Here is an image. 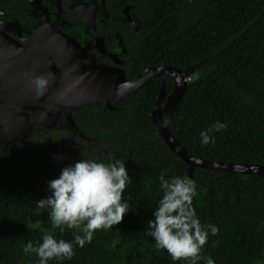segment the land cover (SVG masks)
<instances>
[{"label": "trees", "instance_id": "1", "mask_svg": "<svg viewBox=\"0 0 264 264\" xmlns=\"http://www.w3.org/2000/svg\"><path fill=\"white\" fill-rule=\"evenodd\" d=\"M63 2L97 6L108 26L107 33L100 31L108 49L126 50L121 67L128 80L158 65L189 70L183 96L163 113L165 125L186 150L208 161L264 165V0ZM126 6L134 25L122 21ZM162 84L170 95L174 81L160 76L113 109L94 103L80 109V132L89 142L82 144L83 153L72 150L61 166L41 147L17 144L11 151L0 142V264H39L36 253L25 254L23 245L37 246L45 233L73 242L74 251L70 260L52 258L48 264H188L156 249L148 235V220L162 195L161 171L166 178L194 180L198 218L219 229L208 236L202 257L210 256L215 264H264V175L200 168L190 175L152 122ZM217 120L227 127L214 133V143L202 146L200 131ZM78 159L122 160L131 178L122 193L130 206L122 221L95 230L83 247L74 243L76 235L83 236L79 228H53L50 209L35 204L50 195L47 182Z\"/></svg>", "mask_w": 264, "mask_h": 264}, {"label": "clouds", "instance_id": "2", "mask_svg": "<svg viewBox=\"0 0 264 264\" xmlns=\"http://www.w3.org/2000/svg\"><path fill=\"white\" fill-rule=\"evenodd\" d=\"M31 83L39 97L46 91L48 79L36 76ZM226 127L227 124L219 120L210 124L200 131V144L214 143V133ZM166 176V171L158 176L162 195L153 210V218L148 220V235L154 240V247L164 249L173 261L185 259L188 264H197L206 259V264H215L210 256L202 257L201 252L208 236H215L219 229L212 223L202 224L198 218L193 207V197L197 196L195 181L188 177ZM130 183L122 160L105 163L78 159L47 182L50 195L35 204L37 208L50 209L48 215L53 228L62 225L68 229L79 228L83 236L76 235L74 243L83 247L91 242L95 230H109L122 221L130 207L126 199L122 200V193ZM60 231L63 232L64 227ZM23 252L36 253L39 264H48L52 258L70 260L74 255L73 242L56 240L48 233L35 247L31 241L25 243Z\"/></svg>", "mask_w": 264, "mask_h": 264}, {"label": "water", "instance_id": "3", "mask_svg": "<svg viewBox=\"0 0 264 264\" xmlns=\"http://www.w3.org/2000/svg\"><path fill=\"white\" fill-rule=\"evenodd\" d=\"M103 1L104 0H98V3L102 4ZM85 9L87 10V17L83 16L79 18L91 28L96 16V9L94 7L76 4L70 7L69 12H71V14H78L81 10L84 11ZM128 10L129 8L125 10L127 15ZM127 17V20H131L129 15ZM71 41L74 42L73 39H71ZM75 45L78 50L77 52H82L84 60L77 63L68 62L65 59H61L62 56L60 54H58L54 60H48V62H46L47 67L42 70L43 72L41 74L50 80L49 69H51L56 79L53 83H48L46 91L42 96L35 98L37 102L39 101L38 103L36 102L37 106L29 105L24 107L27 113H21V115L18 113H14V115L10 113V92L7 91L9 79H6V76H0L2 80L0 82L2 83L1 90L7 93L0 94V107H4L0 108V114L6 113L3 115L4 117L0 115V120L6 124L0 128V142L5 141L7 145L10 146L9 141H19L26 135V132H30L31 127L35 123L45 128H53L58 122L60 115L64 114L71 120L72 112L76 108L89 105L92 102L99 101L108 108L113 109L114 103L122 101L147 84L151 79L160 76H168L174 81L175 87L172 93L167 95L164 90L165 85L162 84L155 107L151 113V118L156 131L168 145L170 150L189 166V174L191 175L195 169L200 168L229 173H241L244 175H264V165L208 161L194 156L176 140L167 128L163 120V113L173 107L183 96L189 80V70L176 69L170 65H158L146 69L135 80L130 81L126 78L125 72L121 67L123 61L107 53L103 39H95L85 48H81L77 43ZM92 48L97 49L101 53V56L112 58L117 66L111 67L98 64L94 57L88 56V52ZM9 56L10 54L7 55V58ZM1 57L3 58V55ZM49 58L50 56L48 59ZM55 63L58 65L57 68ZM5 64H9L7 59H5ZM6 65L4 66L6 67ZM89 66H93L94 69ZM84 67L89 69H85ZM20 142L23 143L24 140ZM49 154L55 162L51 153Z\"/></svg>", "mask_w": 264, "mask_h": 264}, {"label": "flooded vegetation", "instance_id": "4", "mask_svg": "<svg viewBox=\"0 0 264 264\" xmlns=\"http://www.w3.org/2000/svg\"><path fill=\"white\" fill-rule=\"evenodd\" d=\"M76 4L83 5V3H64L63 0H0V42L7 44H5L7 48L6 46L1 47V55H3L4 60L7 59L9 62L6 67L2 66L0 68V76H6L5 78L9 79L10 113H18L21 115V113H27V110L24 109V107L29 105L37 106V99L35 101L32 99V94H36V92L31 81L36 76H42L41 73L43 72L40 58H35L32 61L26 62V59L28 58L27 54L25 55V58L21 55L15 56V51L12 50V46L14 45L21 48H26L29 46L34 48H37L36 46H43L46 48L48 47L46 43H49V45L54 44L55 46L59 47L62 45L64 36L68 40L73 39L74 44L77 43L81 48H85L89 46L95 39H103L107 53L111 54L112 56H116L118 60L124 62V60L121 58L125 56L126 50L120 49L119 52L110 51L107 47L105 36L101 35V30L104 32L106 31V33L108 32V26H106V19L98 15L97 6L95 4L88 5L89 7L91 6L96 9L95 21L92 27L89 28V25L79 18L86 16V9L84 11L81 10L78 14H71V12H69L70 7ZM126 8H129L128 15L131 16L130 7H124L122 9L124 20L122 19V21L124 24L129 22L130 24L134 25L132 20H127L128 15L125 13ZM97 23H100L98 26L99 28L96 26ZM134 29L136 30V27ZM33 39L35 42L34 44H32ZM120 45L121 44L119 41H117L116 47H120ZM74 50L76 49H70V51ZM5 52L7 55L10 54L8 58L6 55H4ZM49 56L50 58L47 60L50 61L51 59L54 60L58 54L50 53ZM88 56L94 57L98 64H104L111 67L117 66L116 62L112 58L101 56V53L95 48H92L88 52ZM82 60L84 59H80L79 61L81 62ZM15 61L20 62V65L24 64L21 66L22 71H20V73H16L12 70V66L14 65L13 62ZM3 63L5 64V61ZM55 66L56 68L58 67L56 63ZM49 76H54V73L51 69H49ZM1 81L2 80L0 78V82ZM1 86L2 83H0V94H7L4 90H1ZM33 97L36 98L37 95H33ZM92 103L98 107L102 106L106 109H110L99 101ZM86 106L76 108L72 112L71 120H69L64 114L60 115L58 122L53 128H45L38 123L33 124L30 132H28L29 138L26 137V139L23 136L21 139L19 138V141L24 140L23 144L35 146L39 144L45 137H49V140L52 143H58L62 140H66L67 143L71 145L69 149L70 154L72 150L74 151L76 148H80L83 153L82 144L89 141L87 140L86 136L80 132V123L78 119L81 114L79 110ZM4 114L6 113H1L0 115L4 117ZM4 125L6 124L0 120V128ZM12 141H15V144L19 145L22 143H18L17 140ZM91 144L93 145L92 142ZM101 145H104V143Z\"/></svg>", "mask_w": 264, "mask_h": 264}, {"label": "bare ground", "instance_id": "5", "mask_svg": "<svg viewBox=\"0 0 264 264\" xmlns=\"http://www.w3.org/2000/svg\"><path fill=\"white\" fill-rule=\"evenodd\" d=\"M63 39L64 40L62 41V45H60L59 47L55 46L54 44L49 45V43H46L48 46L46 48H50V49H42V48H44L43 46H36L37 48H34L32 46H29L26 48H21L19 46L17 47L14 45V46H12L13 47L12 50L15 51V54H16L15 56L21 55V56H24V58H25V55L27 54L28 58L26 59V62L32 61L35 58L36 59L40 58L41 62H42L41 63L42 70H44L47 67L46 62H48L47 59H48L50 53L60 54L62 56L61 59H65L68 62H73V63H75V62L77 63V62H79L80 59H83L84 56L82 55V52H80V51L77 52L78 50L76 48V45L71 40L66 39L64 36H63ZM34 43L35 42L33 39L32 44H34ZM5 44L6 43L0 42V68L2 66L6 65L3 63L5 61L4 58L1 57L2 56L1 55V50H2L1 47L7 45V44L6 45ZM39 47H41V48H39ZM6 48H7V46H6ZM70 49H76L77 51L76 50L70 51ZM4 55L7 56V53L5 52ZM13 64L14 65L12 66V70L16 73H20V71H22L21 66H23L24 64L20 65V62H17V61L13 62ZM89 67L94 69L93 66H89ZM84 68L89 69L87 67H84ZM9 74H10V72H9ZM49 78H50V80H48V83L51 84L56 79V76H50ZM7 88H8L7 91L10 92V83H9V87H7ZM33 95H36V94H32V99H34V101H35L36 99L33 97ZM23 96H25V95H23Z\"/></svg>", "mask_w": 264, "mask_h": 264}, {"label": "rangeland", "instance_id": "6", "mask_svg": "<svg viewBox=\"0 0 264 264\" xmlns=\"http://www.w3.org/2000/svg\"><path fill=\"white\" fill-rule=\"evenodd\" d=\"M25 138L28 137V133L26 132V135L24 136ZM29 138V137H28ZM27 139V138H26ZM10 142V141H9ZM15 141H11L10 142V146L9 149L11 151L16 150L17 148V144H15ZM23 144V143H21ZM38 147L43 148L44 150L48 151L49 153H51V155L53 156L56 165L61 166L64 163H66L67 161V156L69 157L70 155V147L71 145L69 143H67L66 140H62L61 142H50L49 137H45L39 144L35 145ZM102 153H105V149L102 148L101 149ZM107 153V152H106ZM107 155V154H106Z\"/></svg>", "mask_w": 264, "mask_h": 264}]
</instances>
